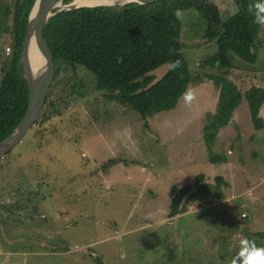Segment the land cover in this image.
<instances>
[{"label": "rangeland", "instance_id": "rangeland-1", "mask_svg": "<svg viewBox=\"0 0 264 264\" xmlns=\"http://www.w3.org/2000/svg\"><path fill=\"white\" fill-rule=\"evenodd\" d=\"M190 1L194 8L183 15L185 56L193 76L217 74L202 63L224 43L208 41L207 28L212 25L219 33L222 22L237 12V4L234 0ZM14 2L0 0V15L12 9ZM1 21L0 28H6L8 24ZM2 29L0 79L13 50L10 34H3ZM258 50L255 66L236 60L239 67L229 72L243 93L252 86L264 87V25ZM167 69L162 67L154 75L159 79ZM75 82L82 84L78 91L73 90ZM187 91L194 95L191 102L183 96L175 109L147 122L135 111L107 101L96 90L91 73L66 68L51 85L46 106L49 118L0 159V264H96L95 258H101L103 264H196L192 261L196 255L211 252L202 222V231L192 226L195 237L186 232L188 225L199 221L196 216L168 221L162 213L165 200L175 189L193 183L202 167L207 168V175L216 174L207 163L216 151L206 147L204 129L218 115L219 89L196 81ZM246 105L243 100L238 107L242 115ZM241 121L236 129L241 134L242 128V139L251 142L252 135L246 132L251 126L247 120ZM251 152L248 149L247 154ZM111 159L128 164L118 162L103 170ZM156 174L159 181L150 185L149 177ZM175 180L188 183L180 186ZM255 182L257 177L251 184L247 180V188ZM154 184L159 187L158 209L157 216L150 217L148 201ZM191 205L190 200L186 208ZM247 205L236 206L237 226L246 222L242 213L249 215L248 221L254 217ZM225 219L239 236L241 230L234 219ZM233 241L229 247L218 246V256L225 252L218 264H231L233 259L228 262L226 258L238 255L241 240ZM198 248L204 253L196 254ZM187 252H191L189 257Z\"/></svg>", "mask_w": 264, "mask_h": 264}, {"label": "trees", "instance_id": "trees-1", "mask_svg": "<svg viewBox=\"0 0 264 264\" xmlns=\"http://www.w3.org/2000/svg\"><path fill=\"white\" fill-rule=\"evenodd\" d=\"M36 1L15 0L12 9L0 15L1 22L8 24L0 31L10 34L13 48L11 57L3 64L0 79V143L20 125L29 108V88L21 53ZM234 1L238 10L222 22L221 31L216 33L209 25L206 32L208 41L219 39L224 43L202 63L203 67L217 74L198 76H193L184 53V19L178 20L174 15L178 9L183 13L192 10L194 5L190 0H163L149 5L129 4L122 8L84 7L59 13L44 29L45 40L55 59L53 82L60 79L66 68L71 71L81 68L91 73L96 90L103 92L107 101L135 111L147 122L159 113L175 109L191 83L209 82L219 89L220 94L218 115L204 129L207 147L212 148L219 130L229 125L243 100L248 104L255 129H261L259 115L264 103V87L252 86L243 93L229 77V72L239 67L236 60L251 66L258 63L262 25L254 22V10L249 11V6L260 0ZM65 2L69 3V0ZM177 60L180 65L172 70L170 64ZM165 66L168 67L166 73L158 79L154 73ZM73 86V90L78 91L82 84L79 86L75 82ZM48 103L49 98L35 127L49 118ZM118 162L128 164L111 159L103 165V170ZM203 180L204 176L199 175L195 184ZM221 181V178L215 180L216 184ZM189 191V187L175 189L169 218L182 213ZM95 262L103 264L101 258H95Z\"/></svg>", "mask_w": 264, "mask_h": 264}, {"label": "crops", "instance_id": "crops-1", "mask_svg": "<svg viewBox=\"0 0 264 264\" xmlns=\"http://www.w3.org/2000/svg\"><path fill=\"white\" fill-rule=\"evenodd\" d=\"M246 106L244 107L245 113L243 115L240 109L237 108L229 125L219 130L212 144V149L216 153H211L209 162H207L206 158L202 161V165H205L206 162L210 164L213 167V172H216V174L207 175V168L202 167L203 170H201L202 172L199 175L204 176V180L203 182H199V184H195V179L199 175L194 177L193 183L187 186H184L188 183L187 180L184 184L179 182L184 179L175 180L179 182L180 186L189 187L190 191L184 201L182 213L172 219H179L191 215L196 216L199 221H196L194 225L190 224L187 226V234L189 233L190 236L195 237L196 232L191 233L190 231L193 229L192 226L194 228L197 226V229L201 231L203 228L202 233H206L208 239H210L211 252L204 253L202 251L203 248H198L196 254L201 252L204 255H196L195 259L192 260L196 264H218L221 261L220 255H224L225 252L218 256L217 248L220 247V243H224V247L231 246V243L234 245L235 242L233 239L236 240L239 238V240H242L246 238L254 241L257 247L264 248V103L259 115L262 121L261 129H255L250 111H248V104ZM241 119L243 121L247 120V123L251 126V129L246 131L252 135L251 142H246L244 137L242 139L241 136L245 135L242 128H240L241 134L237 131V126L242 122ZM199 147L201 148V146ZM233 148H235V151H233ZM224 149H228L226 155L223 154ZM248 149L252 150L250 155L247 154ZM183 174V172L180 173V175ZM158 176L156 174L155 176L149 177V184L151 185L153 180L157 183L159 181L157 179ZM253 176H255L254 178L257 177L258 182H255L250 188H247V180L251 184L254 180ZM216 178H221L222 181L216 184ZM240 185L241 190L240 188L238 190L237 188ZM152 188H154V192L152 191L153 189L150 190L151 198L148 201L147 212L150 217L153 214L157 216L156 210L158 208L155 204L159 198V193L157 192L159 187H156V184H154ZM171 195V197L167 198L168 200H165L164 209L162 210L165 219L168 221L171 218H169V210L167 209L170 207L174 197V194ZM190 200L192 201V205L189 209L186 206ZM238 200L240 203H238ZM244 201L247 203H244ZM245 204H248L246 208L253 212L254 217L251 221H248L249 215L245 212L242 213L241 218L246 222L237 226L236 206L244 207ZM206 208H215V210ZM227 216L232 217L235 225L240 228L241 233L239 236L236 234V229H232L234 225L232 226L231 221H226L225 218ZM200 222L203 223L202 226L204 227L201 226V228L199 226ZM203 239L207 244L208 240L205 236ZM189 253L191 252H187L188 257ZM233 257L229 256L226 260L230 262ZM192 261H188V263Z\"/></svg>", "mask_w": 264, "mask_h": 264}, {"label": "water", "instance_id": "water-1", "mask_svg": "<svg viewBox=\"0 0 264 264\" xmlns=\"http://www.w3.org/2000/svg\"><path fill=\"white\" fill-rule=\"evenodd\" d=\"M37 0L29 17L27 33L21 53V64L29 88V108L15 131L0 143V159L14 150L35 126L45 110L46 101L55 76V59L45 40L44 29L57 14L84 7H124L129 4L149 5L163 0H128L121 6L78 5L77 0ZM35 41L41 65L36 67L30 58L31 44Z\"/></svg>", "mask_w": 264, "mask_h": 264}, {"label": "clouds", "instance_id": "clouds-1", "mask_svg": "<svg viewBox=\"0 0 264 264\" xmlns=\"http://www.w3.org/2000/svg\"><path fill=\"white\" fill-rule=\"evenodd\" d=\"M141 2V0H138ZM254 10V22L260 25H264V0H260L259 3L249 6V11ZM174 15L178 20L183 19V11L177 10ZM180 61H175L170 64L172 70L179 67ZM186 102H191L194 99V95L191 91H187L184 94ZM231 264H264V248L257 247L254 241L248 239H242L240 241V251L238 255L233 258Z\"/></svg>", "mask_w": 264, "mask_h": 264}, {"label": "bare ground", "instance_id": "bare-ground-1", "mask_svg": "<svg viewBox=\"0 0 264 264\" xmlns=\"http://www.w3.org/2000/svg\"><path fill=\"white\" fill-rule=\"evenodd\" d=\"M128 0H77L78 5H114V6H121L122 4L126 3ZM39 53L36 48L35 41L31 44V52L30 58L32 63L38 67L41 65V61L39 59Z\"/></svg>", "mask_w": 264, "mask_h": 264}]
</instances>
